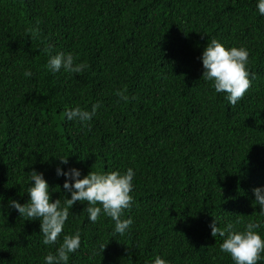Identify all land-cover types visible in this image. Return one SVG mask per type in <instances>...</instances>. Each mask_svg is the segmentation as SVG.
<instances>
[{"label":"trees","instance_id":"16d2710c","mask_svg":"<svg viewBox=\"0 0 264 264\" xmlns=\"http://www.w3.org/2000/svg\"><path fill=\"white\" fill-rule=\"evenodd\" d=\"M256 4L0 0V264H43L76 232L81 246L68 264H153L157 255L169 264H234L220 250L223 238L211 235L214 218L241 231L258 223L264 236L253 194L264 186V16ZM212 39L249 52L251 86L235 105L202 77ZM60 52L85 71H49ZM93 105L91 121L65 117ZM58 166L82 177L133 168L134 203L122 213L130 228L116 234L103 214L92 223L87 202H77L57 243L44 245L40 221L8 201L28 202L37 170L63 203L71 194Z\"/></svg>","mask_w":264,"mask_h":264},{"label":"clouds","instance_id":"9594fccd","mask_svg":"<svg viewBox=\"0 0 264 264\" xmlns=\"http://www.w3.org/2000/svg\"><path fill=\"white\" fill-rule=\"evenodd\" d=\"M257 10L264 16V0H257ZM249 59L248 50L241 47H226L216 39L203 49L200 60L202 61V77L212 83L216 93H224L230 105H235L244 96L251 86L250 72L247 68ZM46 67L53 73L65 72L80 74L87 65L83 62L76 63L72 53L60 52L50 56ZM31 70L24 72L25 77H31ZM122 99L127 102L129 97L121 93ZM98 105H93L91 111L77 106L66 110L65 117L70 121L85 123L91 121ZM60 165H68L65 157H57ZM57 176L64 177L63 189L70 193V198L61 202L60 198L53 200L50 186L44 178L43 172L32 170L28 176L30 187L27 189L29 200L21 204L10 199L8 206L16 210L20 216L29 220L40 221V232L43 235L44 245H54L58 241L69 217V209L77 202H87L86 211L88 219L96 223L101 214L110 217L114 224V232L123 235L133 224L131 218L122 219V213L134 203L133 180L135 171L129 167L126 171L111 172L90 171L82 177L79 169L71 167L64 170L56 168ZM82 177V178H81ZM255 204L260 213L264 215V186L253 189ZM100 205V206H97ZM213 237L220 236L223 242L220 245L222 252L228 253L234 264H260L264 261V236L255 229L260 225L255 222L246 224L244 230H236L229 223L224 228L218 226L216 218L209 225ZM81 246V234L64 235L63 242L59 244L55 253H48L43 258V264H68L70 254L76 253ZM103 248L105 246H102ZM153 264H169V261L157 255Z\"/></svg>","mask_w":264,"mask_h":264}]
</instances>
